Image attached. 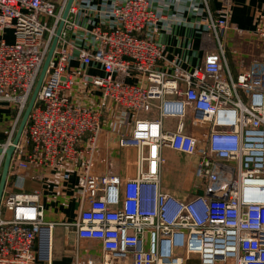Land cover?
I'll list each match as a JSON object with an SVG mask.
<instances>
[{
	"label": "built area",
	"instance_id": "built-area-1",
	"mask_svg": "<svg viewBox=\"0 0 264 264\" xmlns=\"http://www.w3.org/2000/svg\"><path fill=\"white\" fill-rule=\"evenodd\" d=\"M211 1L202 0L203 66L165 62L171 72L162 68L164 46L156 38L163 11L152 0H115L105 8V27L78 24L72 5L12 156L0 207V264H35L42 234L50 261L53 224L44 220L39 190L25 187L31 168L64 182L77 176L81 209L66 225L101 243L103 255L91 264H264V62L233 72L229 6L214 12ZM66 2L0 0V34H14L13 42L0 38V107L14 110L4 149L13 143ZM255 35L264 40V27ZM95 67L103 74L88 72ZM189 114L194 126H209L201 138L185 131ZM166 118L179 120L175 130L165 129ZM110 122L118 145L137 152L134 177L111 167L97 171L94 156ZM166 148L199 156L195 177L203 195L186 201L162 189ZM4 159L1 153L0 176Z\"/></svg>",
	"mask_w": 264,
	"mask_h": 264
},
{
	"label": "crops",
	"instance_id": "crops-1",
	"mask_svg": "<svg viewBox=\"0 0 264 264\" xmlns=\"http://www.w3.org/2000/svg\"><path fill=\"white\" fill-rule=\"evenodd\" d=\"M115 0H75V6L79 13L72 14L75 22L82 26L109 25L110 18L105 15L107 8ZM155 7L166 14H178V19H165L159 22V30L156 33L157 40L164 46V61L162 68L169 72L171 68L164 65L173 61L186 70L201 67L205 60V51L202 48V29L206 30L207 13L203 11L202 0H152ZM229 6V31L226 38L228 63L234 73L242 68H249L256 60V35L258 26L264 27V0H212L211 8L215 12L224 6ZM201 11L203 12L202 14ZM188 13L187 16H185ZM235 28L242 30V35L235 34ZM72 34V32H71ZM7 42L14 41L11 29L0 34V38ZM79 39L82 36L79 35ZM79 43V42H77ZM77 66V62L72 63ZM88 72L103 74L100 68H89ZM134 82V79H130ZM157 111L153 110L152 116ZM14 110L0 107V144L6 139L7 127L11 125ZM178 119H164V127L175 130ZM185 131L201 138L204 132L209 130L208 125L201 127L191 123V115L185 118ZM111 122L105 125L107 138L102 148L95 154L97 171H104L111 167L116 174L124 178L134 177L136 174L135 159L137 152L134 149H124L118 145V136L111 132ZM166 159V165L162 169L161 185L168 192L180 200H190L201 186L195 177V169L199 163V156L186 154L166 148L162 150ZM37 175L36 179L32 175ZM25 187L27 191L39 190L41 203L44 208V220L53 224L50 236V261L43 257L44 235L42 234L36 243V250L40 257L35 264H91L97 262L103 255V248L99 241L80 238L74 228L66 225L77 219L80 206L75 193L77 176L72 175L68 182H64L57 174L31 168L24 172ZM197 188V190H196ZM202 190V188H201ZM86 207V206H85ZM97 264V263H93Z\"/></svg>",
	"mask_w": 264,
	"mask_h": 264
},
{
	"label": "water",
	"instance_id": "water-1",
	"mask_svg": "<svg viewBox=\"0 0 264 264\" xmlns=\"http://www.w3.org/2000/svg\"><path fill=\"white\" fill-rule=\"evenodd\" d=\"M74 2H75V0H67V2H66L65 8H64L63 13H62V19L59 22V25H58L57 30H56V35L53 38L51 47H50L49 52H48L46 59L44 61L42 70L40 72L39 78H38L37 83H36L34 90L32 92V95H31V98H30L29 103L27 105V108H26V110L22 116V119L19 123V126H18L17 132L15 134V137L13 139L12 145L6 149L0 147V154L1 153L5 154L3 168H2V172H1V176H0V207H1L3 194L5 191L6 185H7L8 177H9L10 166H11L12 156H13L14 151H15V146L18 144V142L20 141V139L22 137L23 131H24L25 126H26L28 119H29L30 112H31L36 100H37V97H38V94L40 92L41 86L43 84L44 78L46 76L48 67H49L50 62L53 58L56 46L58 44L59 36H60L64 26H65V22L69 16L71 7L74 4ZM203 194H204L203 190L200 189L197 191V195H203Z\"/></svg>",
	"mask_w": 264,
	"mask_h": 264
},
{
	"label": "rangeland",
	"instance_id": "rangeland-1",
	"mask_svg": "<svg viewBox=\"0 0 264 264\" xmlns=\"http://www.w3.org/2000/svg\"><path fill=\"white\" fill-rule=\"evenodd\" d=\"M75 4V3H74ZM73 4V5H74ZM152 4H153V2H152ZM153 6H154V4H153ZM155 7V6H154ZM155 8H158V7H155ZM159 9V8H158ZM178 14L179 13H175V14H166L165 12H162V15H163V17H164V19H162V20H165V19H176V20H179L178 18ZM188 15V13L185 15V16H187ZM161 20V21H162ZM200 31H202V33H204L206 30L205 29H202V30H200ZM237 35V34H236ZM256 60H258V61H261V62H264V40L263 39H261V38H257L256 37ZM7 129H9V126L7 127ZM6 137H7V134H6ZM5 141V140H4ZM3 141V142H4ZM2 142V143H3ZM130 149H134V148H130ZM135 150V149H134ZM198 181H199V179H197Z\"/></svg>",
	"mask_w": 264,
	"mask_h": 264
}]
</instances>
